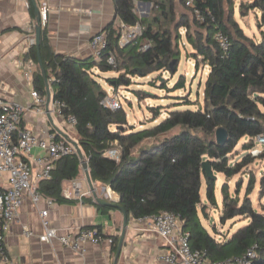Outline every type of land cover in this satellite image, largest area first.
<instances>
[{
  "label": "trees",
  "instance_id": "16d2710c",
  "mask_svg": "<svg viewBox=\"0 0 264 264\" xmlns=\"http://www.w3.org/2000/svg\"><path fill=\"white\" fill-rule=\"evenodd\" d=\"M137 1L117 0L116 15L124 24L140 23L144 27L141 39L150 42V46L147 50L134 44L121 48L119 28L110 25L104 31L109 43L106 53L115 54L116 68L108 65L106 55L99 62L93 57L79 61L56 55L46 30H42L40 53L48 79L49 71L54 78L50 84L52 100L65 104V117L77 119L73 127L74 140L85 155L92 181L119 195V205L127 212L129 221L173 212L180 216L183 231L190 234L192 247L205 251L212 261L236 259L255 248L254 264H264V212L256 211L250 198L254 178H250L242 202L240 184L235 197L230 195L226 184L222 186V223L236 218L250 220L231 237L220 241L203 225L200 215L205 216L207 208L202 201L204 184L207 201L218 207V179L207 178L203 173L204 162H210L216 176L223 175L230 180L257 159L264 158V153L247 154L239 162L230 161L243 138L254 141L264 136V40L257 43L248 37L234 19L236 0H179L191 11L192 23L186 14L179 12L177 0H141L153 4L149 18L137 14ZM188 1L193 2L192 7L186 6ZM195 10L205 18L204 23L196 19ZM251 10L264 14V0L240 4L241 15ZM182 28L186 29L185 38L193 48L196 68L200 63L209 68L203 92L204 106L196 111H170L154 127L136 131L129 124L124 108L112 111L103 106L107 92L92 76V70L116 71L119 75L108 79L115 89L130 86V77H148L163 71L175 75L181 61L178 43L182 39L179 33ZM173 30L178 32L176 39ZM218 31L230 38L231 46L226 54L215 40ZM30 56L39 65L36 46L31 48ZM185 85V77H181L174 89H185ZM34 86L41 95H46L40 68L34 75ZM151 111L156 121L159 111L156 108ZM220 128L228 133V141L223 146L216 141ZM57 139L66 141L59 135ZM244 147L250 150L253 143ZM110 150L120 152L119 161L106 156ZM81 174L82 164L77 154L64 157L56 163L51 179L41 182L40 191L56 204L76 205L79 200L64 196L63 184L76 181ZM80 201L96 206L103 214L115 210L99 206L92 197H83ZM119 240H114L113 254L117 253Z\"/></svg>",
  "mask_w": 264,
  "mask_h": 264
},
{
  "label": "crops",
  "instance_id": "0c3cea01",
  "mask_svg": "<svg viewBox=\"0 0 264 264\" xmlns=\"http://www.w3.org/2000/svg\"><path fill=\"white\" fill-rule=\"evenodd\" d=\"M34 1L40 14L44 6L47 8V24L42 30H46L52 51L56 55L79 61L92 59L90 43L93 37L103 33L110 25L119 28L122 23L115 11L117 0ZM152 8L153 4L150 2H136V12L141 18H149ZM36 26V7L31 0H1L0 97L7 102L28 107L22 129L29 130L40 138L46 137L45 132L58 136L56 129H59L74 139L67 132L71 130L75 134L74 129L67 126L63 118L53 113L51 105L53 122H50L45 106L42 109L33 106L31 94L35 88L34 75L40 68L30 56V39H36ZM49 77L51 84L54 82L51 71ZM50 88L53 93V87ZM45 96L47 98V94ZM39 155L40 151L33 152L34 157ZM6 180L7 175L0 174V189L6 187ZM75 182L81 184L80 198L73 191ZM75 182H65L63 188L64 192H70L71 199L79 200V203H55L49 208V226L57 229L62 235L78 233L86 228H98L106 238L120 239L124 223L122 212L115 209L103 214L96 206L84 204L80 201L81 198H93L85 174ZM93 184L103 201L119 204L118 194L100 183ZM46 208L48 207L45 199L41 200L37 207L30 199L25 200L6 240L7 255L12 264H114L116 254L112 253V245L106 242L101 245L87 244L85 250L80 253L64 247L59 241L51 244L41 243L38 236L43 233L44 228L39 212ZM25 228L33 231L35 237L26 238ZM168 251L165 241L155 233L151 220L130 219L119 264H167L162 258Z\"/></svg>",
  "mask_w": 264,
  "mask_h": 264
},
{
  "label": "built area",
  "instance_id": "2783aa9c",
  "mask_svg": "<svg viewBox=\"0 0 264 264\" xmlns=\"http://www.w3.org/2000/svg\"><path fill=\"white\" fill-rule=\"evenodd\" d=\"M186 6L192 7L193 2L188 1ZM47 13V8L44 6L40 14L42 27L47 24ZM194 13L199 22H205V18L199 11L195 10ZM143 32L144 27L140 23L133 26L121 23L119 26V46L125 48L134 44L140 46L142 50H147L150 42L141 39ZM215 40L222 52L226 54L231 46L229 36L218 31ZM30 42L32 47L36 46L35 37L31 38ZM90 46L94 60L99 62L106 55L108 65L117 67L115 54L113 52L106 53L109 43L105 32L93 37ZM31 96L35 108L42 109L46 106V96L41 95L35 89ZM121 98L123 96L120 89L111 87L102 104L112 111H118L123 108ZM51 106L53 113L63 118L67 126L73 128L76 125L77 119L74 116H64V103L52 100ZM27 111L28 107L19 103L7 102L0 97V174L7 175L6 187L0 189V264H12L7 255L6 240L11 232L12 224L19 216L27 198L36 207L41 200L45 199L47 203L48 208L39 212L44 228L43 233L38 236L41 243L51 244L59 241L64 247L78 253L83 252L87 244L101 245L106 242L113 245L114 240L106 238L97 228H86L78 233L62 235L57 229L49 226V208L55 202L43 196L40 191V184L51 179L58 161L76 154V150L68 142L58 140L55 133L45 132L46 137L40 138L33 132L22 129ZM254 141L264 146V136H259ZM35 150L40 151L41 155L34 157L33 152ZM106 156L117 161L120 160L118 150H110ZM73 191L80 198L81 184L75 182ZM110 191L112 190L110 189ZM64 196L71 199L69 191H65ZM149 220L152 221L155 233L165 241L169 248V251L162 258L167 264H254L255 248L236 259L212 261L205 251L192 247L190 234L183 231L180 216L176 213L165 211L149 218ZM24 236L32 239L35 237V233L29 228H25Z\"/></svg>",
  "mask_w": 264,
  "mask_h": 264
},
{
  "label": "rangeland",
  "instance_id": "374dc122",
  "mask_svg": "<svg viewBox=\"0 0 264 264\" xmlns=\"http://www.w3.org/2000/svg\"><path fill=\"white\" fill-rule=\"evenodd\" d=\"M251 3H253V0H236L234 19L239 23L248 37L253 38L257 43H262L264 40L263 12L260 10H251L246 13L247 15H241L239 11L240 4L249 5ZM177 5L179 12L186 14L188 20L192 23L193 15L191 11L181 5L179 0H177ZM192 30H194V28H192ZM177 33V30H173L175 39L177 38ZM179 33L182 37L178 43L181 61L175 75L163 71L153 73L148 77H130V86H122L119 88L123 96L121 101L127 113L129 124L133 126L136 131L154 127L166 118L170 111H196L204 106L203 92L209 68L203 65V63H200L198 69L196 68V61L193 58V48L188 44L185 38L186 29H180ZM92 72V76L106 92L111 88L108 79L116 78L119 75L116 71L101 72L99 69H93ZM181 77H185V89L175 90L174 88ZM151 108H156V111H159V117L156 121H154L155 117ZM67 132L76 139L75 134L71 132V130ZM251 143H253V147L250 150H246L244 146H249ZM260 153H264V146L246 137L239 142L236 152L230 156V161L231 163L239 162L247 154L258 155ZM83 174L82 171L81 175ZM217 177L216 197L218 207H214L207 201L206 185L204 184L202 188V201L207 205V208L205 212L206 215L204 216L201 212L200 215L203 225L208 231L216 235L220 241H224L240 228L248 225L250 220L246 218H236L222 223V186L226 184L230 195L235 197L237 185L240 184L239 198L242 202L247 193L250 178H254L255 184L250 198L256 211L264 212V158L257 159L249 168L233 179L228 180L223 175H218Z\"/></svg>",
  "mask_w": 264,
  "mask_h": 264
},
{
  "label": "water",
  "instance_id": "95a60500",
  "mask_svg": "<svg viewBox=\"0 0 264 264\" xmlns=\"http://www.w3.org/2000/svg\"><path fill=\"white\" fill-rule=\"evenodd\" d=\"M35 7H36V15H37V26H36V48L38 50V59H39V67L41 70V74L44 78L45 84H46V94H47V102H46V112L48 114L49 120L50 122H53L52 117H51V112H50V105L52 102V92H51V88H50V83H49V79L47 77V73L45 71L44 68V64L42 61V57H41V53H40V45H41V34H42V25H41V18H40V11L35 3L34 0H31ZM149 6L151 4H148ZM174 64H172L171 66L173 67ZM57 133L59 136H61L64 140H66V142H68L70 145H72L74 147V149L76 150V154L78 156V158L81 161L82 164V171L85 174L86 177V181L87 184L89 185L91 194L95 200V202L99 205V206H109V207H114L115 209H118L122 212L123 217H124V223H123V230H122V234L120 237V241H119V245H118V250L115 256V261L114 264H119V260H120V256L123 250V245L125 242V237H126V232H127V228H128V222H129V218H128V214L125 211V209L119 205V204H113V203H108L103 201L96 189L95 186L93 184L91 175H90V171H89V165L88 162L85 158V155L82 151V149L80 148L79 144L77 141H75L74 139H72L68 134L64 133L63 131L56 129ZM216 141L220 146H223L227 143L228 141V133L225 129L220 128L217 130L216 132ZM203 173L207 176V178L209 179H213V180H217L218 177L215 175L210 162L206 161L203 163Z\"/></svg>",
  "mask_w": 264,
  "mask_h": 264
}]
</instances>
